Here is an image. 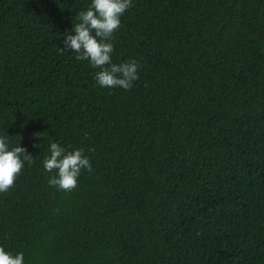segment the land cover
I'll list each match as a JSON object with an SVG mask.
<instances>
[{"label": "trees", "instance_id": "1", "mask_svg": "<svg viewBox=\"0 0 264 264\" xmlns=\"http://www.w3.org/2000/svg\"><path fill=\"white\" fill-rule=\"evenodd\" d=\"M90 3L0 0V136L35 161L0 193V245L24 264H264V0H132L112 56L140 64L130 90L61 51ZM51 142L90 158L71 192L48 183Z\"/></svg>", "mask_w": 264, "mask_h": 264}, {"label": "clouds", "instance_id": "2", "mask_svg": "<svg viewBox=\"0 0 264 264\" xmlns=\"http://www.w3.org/2000/svg\"><path fill=\"white\" fill-rule=\"evenodd\" d=\"M132 6V0H91L87 10L76 15L78 22L73 24L72 32L63 38L61 51L75 52L77 60H88L92 68L100 69L95 74L100 87L130 90L133 82L139 79L140 64L137 60L120 63L112 60L114 34L121 26V17ZM73 31L75 34H72ZM34 135L43 138L42 133ZM88 151L94 152L95 149L89 148ZM49 153L42 163L46 172L55 173L48 183L57 190L71 192L78 186L82 170H92L90 158L83 148L70 150L51 142ZM25 162L29 166L35 163L27 148L22 147L20 142L10 146L8 136H0V193L15 186ZM0 264H24V253H13L0 245Z\"/></svg>", "mask_w": 264, "mask_h": 264}]
</instances>
